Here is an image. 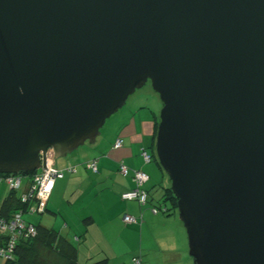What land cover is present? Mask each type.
I'll use <instances>...</instances> for the list:
<instances>
[{"label":"water","instance_id":"95a60500","mask_svg":"<svg viewBox=\"0 0 264 264\" xmlns=\"http://www.w3.org/2000/svg\"><path fill=\"white\" fill-rule=\"evenodd\" d=\"M148 82L194 264H264V0H0V174L93 145Z\"/></svg>","mask_w":264,"mask_h":264},{"label":"crops","instance_id":"0c3cea01","mask_svg":"<svg viewBox=\"0 0 264 264\" xmlns=\"http://www.w3.org/2000/svg\"><path fill=\"white\" fill-rule=\"evenodd\" d=\"M141 91L108 119L109 124L107 121L91 148H81L67 156L63 167L56 160L58 168L64 169V177L56 180L46 212L41 215L52 211L57 216L60 207L56 198L64 196V235L55 228L56 224L50 228L59 231L77 248L78 264H134V257L141 258V264H194L187 230L168 192L171 182L157 161L162 105L153 90ZM119 138L123 145L116 148ZM143 151L151 155L150 161L145 160ZM94 159L98 172L86 166ZM121 162L148 174L144 185L149 193L147 204L122 199L121 195L136 185L131 174L124 176L119 172ZM69 167L76 171L67 170ZM28 181L23 184L22 192ZM58 181L60 187L54 201ZM10 191L6 182H0V211ZM154 207L158 208L157 212ZM125 214L135 216L138 223H125Z\"/></svg>","mask_w":264,"mask_h":264},{"label":"built area","instance_id":"2783aa9c","mask_svg":"<svg viewBox=\"0 0 264 264\" xmlns=\"http://www.w3.org/2000/svg\"><path fill=\"white\" fill-rule=\"evenodd\" d=\"M123 140L119 138L114 147L120 148ZM142 155L145 160L150 161L151 155L143 151ZM41 169L33 175V179L26 191L21 195V202L28 204L27 209H21L15 212L11 219L0 216V236L7 237L3 245H0V264L12 261L14 258L17 242L22 237H31L37 234V227L27 221L26 214L41 215L46 212L48 199L54 189L56 180L64 177V169L58 168L54 149L50 148L45 153H41ZM88 169L98 172L97 160H90L86 164ZM69 171H76L74 167L67 168ZM119 172L124 176L132 175L135 182V188L124 192L121 197L126 201H137L145 205L149 199V193L144 189L145 183L149 176L144 171L134 170L123 162L120 163ZM5 180L14 190H19L22 186L21 174H0V180ZM154 212L158 211L157 207L153 208ZM127 224L138 223V219L130 214H125L123 218ZM141 258L134 257V264H141Z\"/></svg>","mask_w":264,"mask_h":264},{"label":"trees","instance_id":"16d2710c","mask_svg":"<svg viewBox=\"0 0 264 264\" xmlns=\"http://www.w3.org/2000/svg\"><path fill=\"white\" fill-rule=\"evenodd\" d=\"M157 161L162 171H164L158 159ZM35 173L36 172L21 174L30 176L26 189H28ZM3 181L8 184L11 191L3 203L0 216L6 219H11L18 210L27 209L28 204L21 202V195L26 190L18 196L20 190L23 189V178L22 186L19 190L12 189L7 181L3 179L0 180V182ZM168 192L177 208V199L171 188H168ZM34 225L37 227V234L27 238H20L17 242L13 260L6 262L5 264H78L77 248L66 237L54 228L46 227L41 224ZM6 238L7 237L5 236H0V245L4 244Z\"/></svg>","mask_w":264,"mask_h":264},{"label":"rangeland","instance_id":"374dc122","mask_svg":"<svg viewBox=\"0 0 264 264\" xmlns=\"http://www.w3.org/2000/svg\"><path fill=\"white\" fill-rule=\"evenodd\" d=\"M141 90H144L143 91L144 93L148 92L146 90H149V91L151 90L150 92H152L153 87H152L151 82H148L146 87H144L142 89H139L136 93H141L142 92ZM155 95H156V100H158L160 102V104L162 105V107H163V103L161 101L160 95L157 92H155ZM108 124H109V121H108ZM108 124H107V126H108ZM102 131H103V129H102ZM91 147H92V145L87 142L84 146L80 147V150H81V148H91ZM78 150H76L75 152H77ZM75 152H73V153H75ZM92 153L93 152H90V154H92ZM72 154H69V155H72ZM69 155H67V156H69ZM65 158L66 157H60V158L57 159V163L59 164L58 165L59 167L60 166L61 167L64 166V159ZM22 178H23V184L25 185L26 181H28L30 179V176L22 175ZM59 182L60 181H58V184H57V187H56L57 193L55 192V195L53 197L54 201H55V196L58 195V190H59V187H60L59 186ZM22 190L20 191V193L22 192ZM56 199H57L56 205H58L60 207V212H59V214L57 216L54 214V212L52 213V211H48L45 215H38V214L29 215V214H26L25 218L27 219V221H30V222H32L34 224L41 223L43 225H47L48 227H55L54 224H56L55 228L57 230H61L63 232V235H64V206H65V204H64V196H59Z\"/></svg>","mask_w":264,"mask_h":264}]
</instances>
